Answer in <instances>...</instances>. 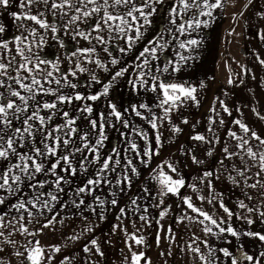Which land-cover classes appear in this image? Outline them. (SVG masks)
<instances>
[{"label":"snow or ice","instance_id":"1","mask_svg":"<svg viewBox=\"0 0 264 264\" xmlns=\"http://www.w3.org/2000/svg\"><path fill=\"white\" fill-rule=\"evenodd\" d=\"M175 2L176 6L169 9L168 24L170 27L166 29V33L172 41L176 40L173 31L186 37L178 45L180 49L188 53V55L178 54L179 61L186 65L189 60L195 59L193 51L201 43V41L191 38L192 32L201 27H208V21L201 18H211L213 10L223 7V0H175ZM163 3L164 0H139V2L138 0H0V14L8 12L12 19L17 22V28L23 29L11 40H0V90H2L0 91V161L8 162L7 167L0 170V192L11 197L13 194L21 192L26 181L27 187L32 190L30 193H25L24 196H18L16 203L9 205L8 211L0 214V244L14 247L13 255L19 260V264H44L45 259H47V264H51L55 254L61 252V246L51 245L46 257V249L39 240H27L25 244L20 245V248H23V251H21L19 248H15L18 241L12 239V237L17 234L24 237H36L41 235L44 229L52 228L57 222L55 216H49L47 222L44 221L43 217L45 213H52L56 205L60 203L58 193L64 191L62 184L68 182L66 176L60 173L63 172L69 176L77 174L76 167L71 162L72 156L88 150L94 154L89 163L100 165L97 178L88 179L84 186L78 187L75 192L76 199L71 201L73 208L81 209L84 206L86 210H90L94 214L96 209L85 205L84 196L91 195L94 189L90 186H99L104 183L103 174L115 172L121 163L119 159L114 160L112 156H108L101 161L99 147L107 139L104 134L103 114H101V122L99 123V139L96 141V146L91 145L89 135L85 133L80 137L83 141L82 147H76L67 154L60 153L61 146L67 149L71 143L70 137L74 136L79 129L75 127L76 118L70 117L69 113L63 110L60 111H62L63 117L66 118L63 126L66 129L64 131L65 138L61 139L60 135L54 134L61 132V126L51 130L48 129V124L51 123L53 116L56 114L53 110L57 109V103H72L73 99L76 101H96L100 96L108 95L111 85L105 84L99 96H84L80 93H76L74 96L59 94V87L62 82L64 87L73 89L77 85L69 81L63 73H60V60L58 57L54 61L43 59L37 52L33 51V48L44 46L48 33H51V39L63 48L64 44L59 40L58 33L64 31L71 32L73 39L85 40L90 45L93 44V41L101 45H107L110 44L112 39H122L125 41L127 48L121 47L119 51L124 53L131 49L134 40L139 41L141 39V28L150 26L151 17L158 10L156 5ZM251 4L252 0H248V3L244 5L238 15L243 16L244 11ZM14 5L19 11H10ZM189 12L192 13L191 16L188 15ZM259 18L264 20V13H260ZM235 19L234 16L233 20L235 21ZM26 22H30V24ZM5 31V26L0 24V35L4 34ZM129 32H134L135 35L131 36ZM105 33H107V36ZM229 34L231 35V32ZM259 35L260 40L264 42V30H261ZM168 44L169 40L165 38L164 34H161L160 37L151 41L148 47L144 48L143 52L140 53L142 62L137 65L138 76L133 81L134 85L138 81L139 86L152 92L159 90V94L162 96L157 105L164 112L162 117L155 114L144 117L137 108L133 107L131 109L136 116L148 119L153 129L158 127L157 120L169 119L171 124L170 114L181 104L191 101L197 107L199 106L197 87L187 82H166L161 79L160 75H157V73L164 75L178 73L181 71L182 64L167 61L163 66L157 65L153 68L152 62L159 60V53L167 51L166 46ZM103 51L111 55L109 47H103ZM96 52L94 45L74 51L72 56L83 57V60L75 64V70L71 72V75L75 76L76 72L84 73L88 71L82 66L84 62L95 63L98 67L107 71L106 66L98 57L94 60L91 59ZM33 58H35V62ZM66 59H71V57H66ZM256 59L264 67V59L259 55L256 56ZM117 63L116 59L111 60L113 66ZM127 71V68L117 71L113 76V80L123 76ZM249 71L247 66H241V73L247 75ZM54 73H60L59 77ZM233 74V70L229 67L227 81L229 85L234 83ZM252 78L255 79V76L253 75ZM91 81L100 83L94 74L91 75ZM52 84H55L57 88L50 87ZM199 87L203 89L205 84L201 82ZM49 95L56 97V102H41L37 99L38 96ZM217 100L223 112L231 115L232 112L225 102L219 100V98ZM141 107L151 113V109L147 105H141ZM110 109L109 115L114 116L116 120H120L124 127H128V123L121 119V112L117 110L114 104L110 106ZM43 111H47L49 114L47 116L42 115L41 112ZM79 111L90 116L93 108L86 104ZM252 111L260 120H264V115H261L255 108ZM212 112L213 115L208 118L207 126V132L211 136L196 133L191 137L193 141L209 146L205 149L208 157L213 156L214 145L221 143L220 138L215 134L213 125L218 123L219 126H223L225 123L215 107H213ZM216 117L220 118L217 120ZM89 123L94 131L97 130L98 122L96 120H90ZM182 123L188 124V121L185 119ZM234 123L243 135L238 134L236 131H228L227 136L234 144L225 143L221 145L223 159L218 161L219 168L215 171L204 170L198 178H193L197 180V183L186 185V181L177 166L171 160H165L163 164H158L156 169H153L151 180L158 185L155 195H153L150 188L144 187L143 197L139 195L132 197L128 208L119 209L120 215L117 219L126 218L127 214L131 212L133 215L138 216L143 226L151 227V221L155 218L150 217L149 209L156 208L159 209V218L156 220L159 224L171 211V207L165 203L164 198L172 195L178 197L182 204L191 213L195 214V216H192L188 212H184L177 218L176 222L178 224H184L185 221H188L189 224L201 225V231L205 237L212 236L219 240L227 234L237 241H241L242 237H248L258 239L264 244V233L250 230L239 232L224 218L217 219L212 213L198 207L193 203L191 196L181 194V189L187 186L197 193L196 198L201 203L207 201L208 204H213V199H209L203 194L200 185H206L209 192H213V182L226 178L234 186L242 188L248 201H252L257 197L260 200L258 207L250 206L244 200H240L237 207L243 214L237 218L244 221L249 228L255 223L252 218L253 214L259 216L261 222L264 223V136L253 131L240 119H236ZM172 131L174 134H179L182 129L179 126L172 125ZM38 135L40 139L37 142ZM141 135L147 145V135ZM253 140L257 142L255 146L252 144ZM156 145V150L146 147L142 153L147 159H141L140 163L145 167L151 163L153 155H160L158 149L162 147V141L159 134L156 136ZM129 148L138 157L141 156L137 144L130 143ZM21 149H26V151H21ZM52 157H56L55 161L46 166L44 161ZM13 158L18 162H12ZM83 159L87 160L88 158L85 155ZM190 159L194 165L205 163L196 154H192ZM113 164L114 167H110ZM80 167L83 171H87L84 164H81ZM57 169H60V172ZM129 171L131 175L127 174ZM40 174L54 177V180L36 179ZM139 174L137 167L129 159L126 162L123 179H117L113 186L119 188L120 191L130 190L132 176L139 177ZM106 182L112 185L111 180ZM248 189L252 191L249 192ZM110 194L115 196V192ZM142 198L147 206H141L140 201ZM94 200L99 202V207L104 208L105 201H100L99 197H94ZM5 203V196H0V206L5 205ZM109 203L115 207L118 200L112 199ZM67 207V204H63L60 211ZM219 207L229 220L235 215L222 200L219 202ZM59 214L60 212L57 211L56 215ZM80 215L83 217V212ZM100 215L103 218V213ZM83 219L87 221V217H83ZM59 223L62 225L64 221L60 220ZM30 224L39 225V231L30 230L28 227ZM132 227L134 231L129 233L127 228L121 227L120 224L116 226L117 230L124 233L126 246L131 253L130 261L128 257H125L124 264H141L142 260L145 261V264H151V260L146 258L143 251H134L133 244L129 243V241H132L138 247L147 246L145 236L143 234L137 235L140 229L136 227L135 220H132ZM161 230L163 231L162 225ZM85 231L91 232L92 228L86 226ZM166 237L170 245L177 243L171 227L167 229ZM79 238V235H73L68 237V240L75 242ZM156 243L159 246V235L156 237ZM225 243L230 244L231 240H226ZM90 245L91 247L85 246L83 248L84 253L93 254L94 250L95 255L103 256V251L97 239H91ZM64 247H67V243ZM177 247L181 253L191 255L192 264H221V255L224 258V264H227L229 260L230 264H245V262L246 264H261L264 260V251H260L257 256H254L244 251L243 243L238 244V254H236L227 247L217 249L207 240H202L200 236L195 234L190 236L189 241H186L183 246L177 243ZM3 251L4 248L0 247V252ZM166 252L168 256L172 255L171 246L167 248ZM160 255H165V252H161ZM69 260V257H65L61 264H69ZM0 264H6V262L0 258ZM7 264H11V261H8ZM92 264H97V262L92 261Z\"/></svg>","mask_w":264,"mask_h":264},{"label":"rangeland","instance_id":"2","mask_svg":"<svg viewBox=\"0 0 264 264\" xmlns=\"http://www.w3.org/2000/svg\"><path fill=\"white\" fill-rule=\"evenodd\" d=\"M248 3V0H225L223 7L219 11V18L216 27V50L224 58L225 62L230 61L231 66H234V75L236 78L242 80V85L245 86L253 99L256 110L264 115V67H262L256 59L259 55L264 59V42L260 40V31L264 30V20L259 18L260 13H264V0H252V4L244 11L243 16L238 14L244 8V5ZM236 17L235 21L233 17ZM209 20V18H208ZM211 29V28H209ZM202 29H197V31ZM234 30V31H233ZM224 34H223V33ZM231 32V35L229 34ZM226 45V46H225ZM48 48L44 50L45 45L40 48H33L34 52H37L39 56L43 59L54 61L57 57L60 60V73L67 76L69 81L76 84L75 89L71 87H64L63 82L59 87V94H64L68 96H74L76 93H80L84 96L89 95H100L103 91V86L105 84H110L109 93L107 96H100L96 101L91 100H81L76 101L73 99L72 103H57V109L53 111L56 113L50 124H48V129L51 130L57 126H61L60 133H54L55 135H60L61 139L64 137L63 128L65 125L66 118L63 117L62 111H67L72 118H76V125L79 131L72 137L71 143L67 149L63 146L60 148L61 154H67L73 151L76 147H82L83 141L80 137L85 133L89 135V141L92 146H96V141L99 139L98 130L99 123L101 122V114L104 115V134L107 139L103 142V145L99 147V154L101 161L106 157L112 156L113 159L120 160V166L116 168L115 172H107L103 174L104 183L99 186H90L94 190L91 195L84 196L85 205L95 208V214L90 210H86L84 206L81 209H76L71 206V201L76 199L75 192L80 186H84L88 179L97 178L98 170L100 168L99 164H92L89 161L93 158L90 151L84 150L83 153H76L71 158L72 164L76 167L77 174L75 176H69L66 173L61 172L60 174L66 176L67 183H63V192L58 193L60 197V203L56 205V208L52 213H45L43 217L44 221L47 222L49 216H55L56 223L52 228H48L50 237H54L58 240V245L61 246V252L59 253V261H62L65 257H69V264H92V261H96L97 264H124L125 257H128L129 261L131 259V253L128 251L126 246V238L124 233L116 229L118 224L121 227L127 228L128 232L134 231L132 227V220L136 221V227L140 229L137 233L143 234L146 238L145 246H136L134 242L129 241L133 244V250L140 252L143 251L147 259L151 260V264H190L191 255H185L179 251L177 243L181 246L184 245L186 241H189L192 233L189 229L190 224L185 221L184 224H178L176 222L177 218L181 216L184 212H188L189 215L195 216L190 210L186 208L178 197L169 195L164 198L165 203L171 207V211L157 224L156 220L158 217L159 209L150 208L149 215L154 217L151 221V227L143 226L138 219V216L133 215L131 212L127 214L126 218L118 220L119 209L128 208L130 206V199L137 195L143 197V188L148 187L151 189L153 195H155L158 185L151 180L153 175V169L158 164H163L165 160L173 161L176 157L160 155L152 156L151 163L145 167L140 163L141 159H147L143 155L137 156L130 148V143H135L138 148H143L144 141L136 140L131 136H135V133H131L129 130L123 127L120 120H116L114 116L109 115L110 106L115 105L117 110L123 115V103L128 104L131 98V93L122 92V81L121 77L113 80V76L117 71L120 70V45L119 44H107L101 45L96 44V54L91 57V59H96L97 57L106 66L107 71L103 68L98 67L95 63L84 62L82 64L88 71L84 73L76 72V75H71V72L75 70V64L82 61L83 57L72 56V45H64L63 48L59 45H47ZM87 48V45H85ZM59 47V50H57ZM80 49L82 45H80ZM92 47V45H91ZM103 47H109L111 55L103 51ZM70 49V50H69ZM224 49L226 52L224 53ZM66 57H71V59H66ZM116 59L118 63L113 66L111 60ZM35 62V58H33ZM241 66H247L250 70L247 75L241 73ZM60 73H54L59 77ZM95 75L100 83H93L91 81V75ZM239 74V75H236ZM255 76V79L252 76ZM47 87V85H46ZM52 88H57L55 84L50 85ZM2 91V90H0ZM133 97H135V94ZM38 100L56 102V97L54 96H38ZM32 103V102H30ZM89 105L93 108L92 114L89 116L85 112L79 111L84 105ZM42 115L47 116L49 113L47 111L41 112ZM96 120L98 122L97 130H93L89 123L90 120ZM122 119V116H121ZM47 123V121H46ZM17 126H19L17 124ZM40 136H37V142ZM42 147V145H40ZM21 151H26V149H21ZM140 153L142 150H138ZM87 156V160L83 159V156ZM56 157L46 159L44 161L45 165L48 166L54 162ZM132 160L133 165L137 167L139 171V177L132 176V186L130 190L120 191L119 188L114 187L117 179H123L124 170L126 168L127 160ZM12 162H18L13 158ZM81 164L87 168V171H83L80 167ZM4 165L7 167L8 162L0 161V169H4ZM110 167H114L110 165ZM60 172V169H57ZM182 176L185 173L180 172ZM131 175L130 171L127 173ZM38 180L52 181L54 177L45 176L40 174L36 177ZM111 180L112 185H109L106 181ZM50 187V185H49ZM47 190V189H46ZM32 190L27 187V181L25 182V187L19 193H15L12 196L15 197V203L18 196H24L25 193H30ZM115 192V196L110 193ZM181 194L183 196H191L193 203L199 206V200L196 198L197 193L193 192L190 187H185L181 189ZM94 197H99L100 201H105L104 208L99 207V202L94 200ZM112 199H117L118 204L113 207L109 202ZM63 204H67L68 207L60 211ZM142 207L147 206L144 203L143 198L140 201ZM59 211L60 214L56 215ZM83 212V217H87V221L83 219L80 213ZM101 213H103V218H101ZM15 215V214H13ZM60 220L64 223L61 225ZM161 225L163 226V231L161 230ZM187 225V226H186ZM197 225V224H194ZM91 227L92 231H85V227ZM171 227L173 229V234L175 235L176 242L169 244L166 232L167 229ZM73 235H79L80 238L70 243L68 237ZM160 236V243L157 246L156 237ZM97 239L100 243L101 249L103 251V256H98L94 254L84 253L83 248L85 246L91 247L90 240ZM67 243V247H64ZM171 246L172 255H167V248ZM165 252V255L161 256L160 253ZM141 264H145V261H141Z\"/></svg>","mask_w":264,"mask_h":264},{"label":"crops","instance_id":"3","mask_svg":"<svg viewBox=\"0 0 264 264\" xmlns=\"http://www.w3.org/2000/svg\"><path fill=\"white\" fill-rule=\"evenodd\" d=\"M224 2L225 0H223V4ZM175 6V0H164L163 4L156 5L158 10L156 14L151 17L152 22L150 26L141 28V39L139 41L134 40L130 50H127L124 53L120 52V70L123 68L128 69V71L121 76V91L131 93V98L129 99L130 102L128 104H122L124 110L123 115L121 116L122 120L128 123V127H123L131 133H135V136L132 135L131 137L136 140L144 141L143 148H138V150H142L141 155L146 147H151L154 150L157 149L156 136L159 134L162 141V147L158 149L160 155L176 157L172 162L177 166L179 172L185 173L183 177L186 181V185H191L193 183H197V180H194L193 178H198L204 170L215 171L220 167L218 161L223 159L221 145L225 143L230 145L234 144V142L227 136L229 130L236 131L238 134L243 135V133L240 132L239 127L234 123L236 119L244 121L253 131L262 136H264V120H260L252 111V109L255 108V104L249 90L242 85V80L240 78H236L233 74L232 78L234 83L229 85L227 82L229 77V67H231L233 73H235L234 66H231L232 64L230 61L225 62L221 53H217V40L216 36H213L217 32V21H219V11L221 10H213V15L209 18V20L208 17L201 18L208 21V27H201L200 29L202 30H195L192 32L191 38L197 39L201 41V43L199 44V47L193 51L195 59L189 60L185 65L183 62L179 61L178 54L188 55V53L180 49L178 45L179 42L185 40L186 37L180 36L173 31V35H176V40L172 41L166 33V29L170 27L168 24L169 9ZM10 11H19V9L14 5ZM188 15L191 16L192 13L189 12ZM49 19H51V17H49ZM26 23L30 24V22ZM0 24H3L6 29L5 33L0 35V40H11L15 35H18L20 31H23V29L17 28V22L12 19L8 12L0 14ZM161 34H164L165 38L169 40V44L166 46L167 51L159 53V60L152 62L153 68L157 65L163 66V64L167 61H175L182 64L183 66L181 67V71L178 73H173L171 75L157 73V75H160L161 79L166 82H187L192 86L197 87L199 106L197 107L191 101H187L171 112V124L169 123V119L157 120L158 127L157 129H153L151 124L148 122V119H142L141 117L136 116L131 109L133 107L137 108L144 117H150L152 114L162 117L164 112L157 106L159 104V100L162 99V96L159 94V90L157 92H152L145 87L139 86L138 81L134 85L133 81L136 80L138 76L139 70L137 69V65L142 62L140 53L143 52L145 47L150 45L151 41L160 37ZM72 35L73 34L71 32L61 31L58 33L59 40L62 41L64 45H72V52L79 50L81 48L80 45H82V48H86L85 45H87V48L91 47L87 41L79 38L73 39ZM105 35L107 36V33H105ZM129 35L134 36L135 33L129 32ZM112 43L119 44L120 48H127L125 41L122 39H112L110 44ZM96 44L97 42L93 41L92 46L94 45L96 47ZM47 45H59L56 41L51 39V33H48L46 36L44 50L48 48ZM59 47H57V50H59ZM225 52L226 50L224 49V53ZM145 78L147 79V77ZM201 82L205 84L203 89L199 87ZM132 93L135 94L134 98H132ZM225 93H227V95H225ZM217 98L225 102L227 107L232 112L231 115L223 112ZM141 105H147L151 109V113L141 107ZM213 107H215L216 111L220 113V117L224 119L225 123L223 126H219L218 123L213 125L215 134L220 138L221 143L214 145L215 151L213 156L208 157L205 149L209 146L193 141L191 137L196 133H201L209 137L211 136V134L207 132V126L208 118L213 115ZM220 117H216V119L218 120ZM185 119L188 121V124L182 123ZM172 125L179 126L182 131L179 134H174L172 131ZM193 125H195V127H193ZM141 134L147 135V145ZM252 144L255 146L257 142L253 140ZM192 154L198 155V157L203 159L205 163L202 165L192 164L190 159ZM4 167L6 166L4 165ZM156 167L157 165L155 166V169ZM213 187L214 191L209 192L206 185H200L203 194L209 199H213V204H208L207 201L204 203L199 201L200 208L204 211L212 213L217 219H220L221 217L224 218L239 232L250 230L264 233V223L261 222L259 216L253 214L252 218L255 220V223L251 225L250 228L244 221L237 218L243 214L237 207L238 202L240 200H244L245 203L250 206L258 207L260 204L258 197L252 201H248L244 196L242 188L234 186L226 178L215 180L213 182ZM247 191L251 192L252 190L248 189ZM252 194L256 195L255 193ZM0 196H5L6 198L5 205L0 206V214H3L8 211L9 205L15 203V197H9L3 192H0ZM221 200L231 211L235 213L230 220L219 207V202ZM28 227L32 231H39V225L37 224H30ZM189 229L192 235L195 234L200 236L202 240H207L217 249L227 247L230 251L238 254L237 246L238 244L243 243L244 251H247L249 254L254 256H257L260 251H264V244H262L258 239L242 237L241 241H237L234 237L225 234V236L218 240L212 236L205 237L201 231V225L190 224ZM12 239L18 241L15 248H19L21 251H23V248H20V245L25 244L27 240H39L41 245L46 249V257L50 246L58 245V240H55L53 236L50 237L48 228L44 229L43 233L36 237H24L17 234L13 236ZM226 240H231V243H225ZM70 243H72V241ZM0 247L4 248V251L0 252V258H2L6 264L8 261H11V264H19V260L13 255V246L0 244ZM220 259L221 264H224V258L222 255ZM44 264H47V259H45ZM51 264H61V261H59V253L55 254ZM190 264H192V259H190ZM227 264H230V260ZM261 264H264V260H262Z\"/></svg>","mask_w":264,"mask_h":264},{"label":"trees","instance_id":"4","mask_svg":"<svg viewBox=\"0 0 264 264\" xmlns=\"http://www.w3.org/2000/svg\"><path fill=\"white\" fill-rule=\"evenodd\" d=\"M245 89V88H244Z\"/></svg>","mask_w":264,"mask_h":264}]
</instances>
